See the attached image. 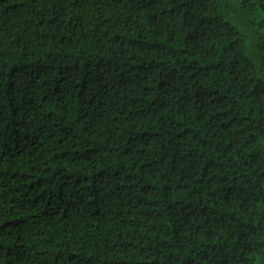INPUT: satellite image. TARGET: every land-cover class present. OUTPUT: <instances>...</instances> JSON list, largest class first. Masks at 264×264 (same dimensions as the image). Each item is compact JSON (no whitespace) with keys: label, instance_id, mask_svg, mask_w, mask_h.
Returning a JSON list of instances; mask_svg holds the SVG:
<instances>
[{"label":"trees","instance_id":"trees-1","mask_svg":"<svg viewBox=\"0 0 264 264\" xmlns=\"http://www.w3.org/2000/svg\"><path fill=\"white\" fill-rule=\"evenodd\" d=\"M0 264H264V0H0Z\"/></svg>","mask_w":264,"mask_h":264}]
</instances>
